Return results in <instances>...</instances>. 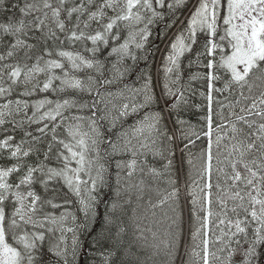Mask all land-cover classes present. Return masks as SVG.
Listing matches in <instances>:
<instances>
[{
    "label": "snow or ice",
    "instance_id": "1",
    "mask_svg": "<svg viewBox=\"0 0 264 264\" xmlns=\"http://www.w3.org/2000/svg\"><path fill=\"white\" fill-rule=\"evenodd\" d=\"M187 3L188 0H0V98L6 99L20 85L24 86L21 96L32 95L39 89L87 93L91 97L90 101L68 96L56 101L45 98L32 105L31 116H27L26 101L7 100L0 104V126L23 111L28 123L42 125L37 128L39 133L51 134L44 160L26 166L24 158L40 150L24 148L25 143H30L26 140L13 145L12 136L0 140V151H9V158L17 161L0 167V264H49L46 253L55 257V264H69L68 257H76L80 244L76 227L89 228L95 219L98 189L106 183L107 168L100 162L101 144L109 143L111 154L129 156L127 160L117 161V183L126 179L125 190L136 189L138 200L143 199L145 188L143 180L132 183L138 172L154 179L163 176L161 170L147 166L146 159L138 160L148 153L162 155L156 144L160 137L167 136V131L161 128L163 117L159 113L145 114L127 130L119 132L117 142L107 141L102 131V122L108 123L111 132L122 118L151 104L154 96L150 94V77L145 75L139 88L125 85L115 93L102 89L123 80L132 71L126 60L136 62L141 58L133 48L142 51L151 35V26L165 20L164 13L158 9L167 8L175 13ZM174 22H166L165 27L171 28ZM93 24L97 25L95 29ZM122 28L126 36H122ZM201 35L204 36L202 50L195 53V60L190 63L206 68L207 72L194 73L190 79L207 80V131L203 135L208 138V144L201 152L198 179L193 181L196 191L191 186L188 191L192 217L197 222L191 239L198 243L190 251L186 248L189 258L181 264H212L213 260L235 264L237 254L241 257L239 264H264V0H197L186 27H181L169 42L163 58L164 95L172 98L168 105L171 111L186 102L184 87L180 86L182 57L200 43ZM57 41L60 45L65 41L70 45L80 42L89 56L57 47ZM84 42L92 46L87 47ZM104 49H110L111 68L107 77L105 64L97 59ZM203 58H207L206 63ZM82 70L95 71L101 78L89 75L86 81L82 80L75 75ZM220 70L228 77L223 88L215 87V82L221 79ZM41 75L45 77L43 81L39 79ZM233 87L239 89V96L234 102L221 105V111L215 113L219 120L216 123L213 93L231 92ZM254 89H259L258 94ZM138 96L143 100L138 101ZM46 105L47 110L41 112ZM224 107L229 109L227 115L222 110ZM73 109L76 113L87 110L90 115L73 114ZM177 123L183 125L185 121L177 116ZM60 128L66 136L59 134ZM31 135L25 132V136ZM32 139L39 142L41 137ZM57 145L59 166H50L46 161ZM142 164L147 167L146 173ZM171 167L169 159L164 169ZM22 170L23 174L11 182L10 177ZM168 183L173 185L171 191L157 190L156 201H148L150 209L167 206L172 213L171 216L165 213V218L171 221L166 238L159 239L151 228H141L133 210L130 218L133 232L126 241L128 226L122 219L117 223L106 216L105 239L109 247L101 253L102 264H155L154 258L161 252L168 257V264H176L182 235L180 193L174 187L175 180L169 179ZM37 184L42 191H37ZM58 184L76 197L84 223L76 224L77 217L66 208L71 201L61 200ZM118 207L117 203L112 204L113 213ZM60 208L65 210L57 215L55 210ZM152 215L155 216V211ZM69 218L76 227L69 226ZM146 231L151 233V241ZM217 231L219 234L215 235ZM68 233H72L70 247ZM211 245L220 247L212 251Z\"/></svg>",
    "mask_w": 264,
    "mask_h": 264
},
{
    "label": "trees",
    "instance_id": "2",
    "mask_svg": "<svg viewBox=\"0 0 264 264\" xmlns=\"http://www.w3.org/2000/svg\"><path fill=\"white\" fill-rule=\"evenodd\" d=\"M78 2V0H77ZM197 4V0H188L186 7L176 10L175 13H170L167 8L158 9L165 15L164 21H157L154 25L151 26V35L145 45V48L142 51H138L133 48V52L141 57L138 61L133 62L131 59L126 60V65L132 69V71L125 76V78L118 83L105 86L102 91H111L117 92L124 89L125 85H128L130 88H139L144 83L143 77L145 75L149 76L151 79V95L154 96V100L151 104L140 109L137 113L131 114L126 118H122L118 123L116 128L111 132H108V123H103L102 131L105 133V138L110 142H117L118 133L122 130H127L130 126L134 125L138 120L142 119L145 114H154L159 113L162 117L161 128L166 129L167 136H171V141L168 140L167 136L160 137L157 140L156 147L162 152V155L153 156L151 153H148L146 157H138V160L143 161L146 159L147 166L155 167L161 172L163 176L159 178H153L149 175L142 174L138 172L136 176L132 178V183H140L141 180L144 181V191L142 193L143 199H137V190H125L124 185L127 183L126 179L120 181V184L117 183V161H124L129 159V156L126 154H111V148L109 143H103L100 145L102 160L100 161L105 165L107 171L105 173L106 183L98 189L97 199L98 203L95 208V219L91 221L88 229H80L76 225L72 224L71 218L68 220L69 226L76 227V235L80 241L78 252L76 257L70 255L68 257L69 264H102L101 253L106 251L109 247L108 241L105 237L108 236V231L105 226V217H112L117 223L122 219L124 223L128 226V235L124 237L127 241L131 238V233L133 232L132 221L130 220L133 217V210H135V218L139 221L141 228H151L152 231L157 232L159 239H165V232L168 229V225L171 223L170 220L165 218V213L168 216H171L172 213L165 206L163 209H150L148 207V201L151 199L153 202L156 201L157 190L161 192L171 191L173 185L168 183L169 179L175 180L176 184L174 187L179 189V205L182 215V235L180 238V247H179V256L176 259V264H181L182 260L188 259L189 257L185 254L186 248L191 250L195 246V243L191 239V232L193 226L196 225V220L192 217V204L191 197L188 195L189 187L191 186L194 191L196 188L193 184L194 180L198 179L199 171L202 167V150L207 148L208 138L203 135L207 131V120L205 119L208 115V101H207V80L206 79H190L192 74L200 72L206 73L207 69L203 67H198L195 63H190L195 60V53L201 51L203 47L204 36H200V43L194 46V49L191 53L185 54L182 57V72H181V81L180 86L184 87V103H181L179 109L176 111H171L168 105L172 102V98L166 97L164 95V83H165V73L163 71L164 67V56L168 52L169 42L174 38L177 32L181 27H186L187 19L190 14V10L193 9L194 5ZM112 13L109 12V15ZM178 17V19H176ZM175 21L171 28H166L165 23L170 21ZM142 26V25H141ZM96 24L92 25V28L95 29ZM122 36H126L127 32L123 28L121 29ZM122 42V41H121ZM87 44V47H91L90 42H84ZM57 47H62L70 51H79L84 56H89V53L84 51V44L77 42L74 45H70L67 41L63 45L59 44L57 41ZM49 47H52L51 42H49ZM110 49H104L101 53L97 54V59L105 64L104 76L107 77L110 75L111 60L108 58V51ZM53 58H57L53 55ZM114 59V58H111ZM206 63L207 58H203ZM31 64L32 61H29ZM65 66L67 67V62L65 61ZM56 74H61L60 70H55ZM82 80H87L89 75L93 76L96 79H100L98 73L95 71L82 70L78 73H75ZM219 75L221 79L215 82V87L223 88L224 81L228 79L227 75L220 70ZM41 81L45 79L43 75L39 77ZM5 83H8L6 80ZM56 85L59 84V81L54 82ZM259 83V82H257ZM175 88V85H171ZM30 87V86H29ZM24 90V86L20 85L14 88V91L10 96L5 98H0V104L7 102V100L15 101L17 99L26 101L29 105L27 108V116H31L33 112V107L37 101L42 99H49L56 101L57 99H62L63 97H76L80 101H90L91 97L87 93H76L73 91H67L65 93H53L51 90L47 92H41L37 89L29 96H21L20 93ZM245 95H248L247 88L244 89ZM254 92L258 94L259 89H254ZM201 93H204L202 96ZM127 95V93H126ZM239 96V89L233 87L232 91L224 92H214L213 93V119L216 123H219L218 118L215 113L221 111V105H227L229 102H234L235 99ZM138 101H142L143 97L138 96ZM119 103V101H117ZM219 102V103H218ZM243 103V101H242ZM48 105L44 109H41V112L47 110ZM103 107V105H101ZM223 112L227 115L229 109L224 107ZM239 111V108L236 109ZM73 114H82L90 115V113L85 110L82 113H76V110H72ZM68 115V113H66ZM177 116L180 120L185 121L183 125L177 123ZM10 122L5 123L3 126H0V140L5 139L7 136H12L14 139L11 141L13 145L21 142L22 140L29 141L30 143H25L24 148L34 147L40 150L37 154L33 152L29 157L24 158L23 163L25 166L28 163L35 164L39 160H44V151L47 149V144L51 140V134L42 135L37 131L38 127H41V124L28 123L25 117L24 112L22 111L19 115L8 118ZM24 120L23 124H17L18 122ZM47 122V121H45ZM215 127V124L213 125ZM25 132H30L31 136H25ZM59 134L64 137V129L60 128L58 130ZM33 136L41 137L40 141H34ZM199 136V138H197ZM215 133L213 134V138ZM187 145V147H185ZM59 146L53 148L52 153L50 154V159L46 161L50 166H59L56 161V150ZM223 150V149H221ZM215 151V148H214ZM172 160V167L168 170L164 169V165L168 163V160ZM191 160L190 164L188 161ZM17 163L16 160L9 158V151H0V167H8L12 164ZM145 168V173L147 172V167L143 164L141 165ZM23 170L20 173L13 174L10 177L11 182H15L17 176L22 175ZM123 176V173H120ZM215 183V177L213 179ZM37 191H42L39 185H35ZM59 195L61 200L67 198L71 201L70 204L66 206L67 210L72 212L77 217L76 224L84 223V215L79 211V204L76 202V197L68 192L67 188L63 187L61 184H58ZM215 191V189H213ZM119 192V195L117 193ZM51 195V193H49ZM117 203L118 207L113 213L112 204ZM64 208L56 209L55 212L58 215L61 211H64ZM52 211V209H49ZM155 211V216L152 215V212ZM197 211L199 212V206H197ZM201 216L202 212L199 213ZM231 215V214H230ZM187 221V222H186ZM112 228L111 225L108 226ZM115 229L112 228V231ZM218 231L215 232V235H218ZM145 235L148 236L151 241V233L145 232ZM211 235V234H210ZM68 244L71 245L72 233H68ZM214 239V236H213ZM11 241V237H9ZM97 241H99L97 243ZM247 245H245L246 247ZM47 244L45 245V248ZM211 250L216 251L220 245H211ZM135 250V249H134ZM145 253H141L144 255ZM182 255V256H181ZM221 255H226L221 254ZM241 257L237 254L234 258L235 264H239ZM45 260L49 261V264H55V257H51L50 254L45 255ZM155 264H168V257L161 252L158 256L154 258ZM151 264V262H150ZM212 264H219V262L214 261Z\"/></svg>",
    "mask_w": 264,
    "mask_h": 264
},
{
    "label": "bare ground",
    "instance_id": "3",
    "mask_svg": "<svg viewBox=\"0 0 264 264\" xmlns=\"http://www.w3.org/2000/svg\"><path fill=\"white\" fill-rule=\"evenodd\" d=\"M187 222V221H186ZM182 256V255H181Z\"/></svg>",
    "mask_w": 264,
    "mask_h": 264
}]
</instances>
